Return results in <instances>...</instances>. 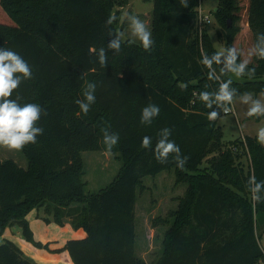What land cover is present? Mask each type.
I'll return each instance as SVG.
<instances>
[{
    "label": "trees",
    "instance_id": "obj_1",
    "mask_svg": "<svg viewBox=\"0 0 264 264\" xmlns=\"http://www.w3.org/2000/svg\"><path fill=\"white\" fill-rule=\"evenodd\" d=\"M200 2L186 0L185 6L182 0H155L151 50L121 37L117 53L107 45L122 32L115 9L124 0H0V49L18 53L32 69V78L22 80L8 99L21 107L39 104L34 127L42 129L36 143L22 149L28 166L0 155V238L19 224L34 242L28 215L44 207L57 224L69 219L86 231L85 238L65 245L74 264H152L136 252L138 188L144 177L175 168L177 184L187 187L171 214L174 224L157 264L264 261L257 230L264 224V146L253 137L225 143L217 120L231 104L215 102L220 85L228 80L236 89L233 101L245 92H264V59L258 56L264 43L257 38L264 33V0L249 2L257 55L247 64L254 75L242 76L243 81L231 78L223 63H213L212 70L201 63L203 56L210 58L218 50L209 23L199 22ZM240 11L238 0H219L214 12L226 31L227 49L234 48L241 31ZM109 17L115 18L111 25L106 24ZM101 47L107 57L103 67ZM86 83L96 84V100L87 115L76 104L84 99ZM201 92L211 94V108L200 99ZM149 104L159 107V115L151 124H141L142 109ZM212 111L218 117L209 121ZM164 128L171 130L168 140L180 148L179 159L170 153L158 162L155 149ZM106 133L119 136L111 152L123 164L108 186L87 193L82 153L109 152ZM144 136L151 141L146 149L141 147ZM185 158L181 169L179 161ZM256 184L262 185L258 193L252 191ZM0 264L35 263L17 245L5 242L0 243Z\"/></svg>",
    "mask_w": 264,
    "mask_h": 264
},
{
    "label": "rangeland",
    "instance_id": "obj_2",
    "mask_svg": "<svg viewBox=\"0 0 264 264\" xmlns=\"http://www.w3.org/2000/svg\"><path fill=\"white\" fill-rule=\"evenodd\" d=\"M124 6H117L115 11L120 17V29H126L128 35L124 34L122 39L131 37L134 41L140 42L131 36L129 15L139 17L152 33L151 18L154 10L155 0H124ZM219 0H201V14L210 19L208 31L212 43L218 52L223 56L227 54L226 31L223 29L216 17L215 10ZM241 11V19L237 23L241 27L248 20L247 4L249 0H238ZM150 17H149V16ZM150 22V25H148ZM234 26L232 20L231 25ZM219 32L222 36L220 37ZM237 38V37H236ZM234 49L240 58L241 63L252 64L255 62L257 51L254 44L253 34H241L237 38ZM239 64V59H237ZM231 78L243 81L244 78L229 72ZM253 99L260 100L264 104V92L253 94ZM251 101L245 104L240 98L235 99L227 107L235 111L225 113L217 120L224 132L225 143L234 142L253 137L257 140V132L264 127V116L248 117L247 111ZM258 142V140H257ZM259 143V142H258ZM0 155L3 160L14 159L22 166H28V160L23 150L8 149L0 145ZM85 162L84 180L87 182L86 192L93 193L108 186L118 174L123 161L119 154L103 151H84L82 153ZM248 164L249 158H243ZM206 162L202 164L204 168ZM175 168L163 171L157 175H150L143 178L138 188V199L136 203V252L139 257L149 263L157 264L165 250V240L168 231L174 224V217L171 215L178 207L179 197L184 195L187 185L177 184ZM30 228L33 233V241H29L24 235L22 226L19 224L10 226L0 238V243L12 242L23 250L25 256L35 264H74L69 252L65 249L68 240L82 239L87 236L83 228H75L69 219L65 220L63 226L53 220V215L42 208H34L28 215ZM260 235L261 245L264 249V224L260 223L257 229ZM264 264V261L261 262Z\"/></svg>",
    "mask_w": 264,
    "mask_h": 264
},
{
    "label": "clouds",
    "instance_id": "obj_3",
    "mask_svg": "<svg viewBox=\"0 0 264 264\" xmlns=\"http://www.w3.org/2000/svg\"><path fill=\"white\" fill-rule=\"evenodd\" d=\"M182 3H185L186 6V0H182ZM114 19V17H109L106 24L111 25ZM128 19L130 21L132 35L140 41V44L145 51L151 50L154 41L152 39V33L145 22L139 17L133 15H129ZM112 34L113 33L110 31L109 35ZM115 35L116 38L112 39L107 47L118 53L121 49V37H123L124 33L117 32ZM257 38L260 42L264 43V33L258 34ZM92 50L95 51V49ZM222 56V52H216L210 58L205 55L203 56L201 63L210 70H212L213 63H223L224 69L234 73L238 77L245 75L250 77L254 75L255 69H247L246 63H237L238 56L236 49H227V56L224 57L223 61L221 59ZM258 56L260 59H264V47L258 46ZM98 58L100 65L103 67L107 61L105 49L103 47L99 48ZM224 69H222V71ZM31 78V66L21 55L12 50L0 49V145L6 146L10 150H21L29 143L35 144L36 136L42 133L41 128L34 127V123L40 118L41 106L36 103H28L21 107L16 101L8 99L11 97L13 90L19 87L22 80H28ZM209 78H212V71L209 72ZM231 83L232 81L228 80L220 85L218 93L215 94V102H223L225 105L233 102V98L236 95V89L230 87ZM95 91V83H86V88L83 92L84 99L76 101L80 111L85 115L90 111L91 105L95 103ZM210 97L211 94L208 92L200 93V99L205 102V105L208 108L212 107L213 102ZM240 99L245 104H248L249 101H251V106L247 111L248 117L264 116V104H261L258 99H253L252 93L245 92L241 95ZM223 110L225 113L230 111L228 107H224ZM159 112L160 109L157 105L149 104L142 109L140 123L151 124L152 120L159 115ZM217 117L218 113L216 111H212L208 114L209 121H214ZM170 134L171 130L169 128L163 129V138L157 143L155 149V156L158 162H164L170 153H177V159H179L180 148L175 142L168 140ZM257 140L262 146H264V127L258 130ZM118 141V135H108L106 133L104 136V143L107 146L106 150L111 152L112 148L117 145ZM150 146V138L144 136L141 141V147L146 149ZM186 160L187 158L179 161V167L181 169L184 167ZM251 183H255L254 178ZM261 186V184H256L252 191L258 193ZM253 199L259 202L260 197L254 196Z\"/></svg>",
    "mask_w": 264,
    "mask_h": 264
},
{
    "label": "crops",
    "instance_id": "obj_4",
    "mask_svg": "<svg viewBox=\"0 0 264 264\" xmlns=\"http://www.w3.org/2000/svg\"><path fill=\"white\" fill-rule=\"evenodd\" d=\"M249 2H250V0H249ZM248 9H249V4H247V11H248ZM149 16V15H148ZM150 17V16H149ZM148 25H150V22H149V24ZM240 27H241V25H240ZM122 32L124 33V34H126V35H128L127 34V32H126V29H122ZM252 33V31H251V28H250V26H249V22H248V20L246 21V23H244V25L241 27V31L239 32V34L237 35V38L238 37H240V35L241 34H248V33ZM131 36H133L132 34H131ZM236 38V41L238 40ZM128 39H132L131 37H128ZM236 41H235V45H236ZM74 205H78V204H74ZM42 209H45L44 207H42ZM45 211H46V209H45Z\"/></svg>",
    "mask_w": 264,
    "mask_h": 264
},
{
    "label": "built area",
    "instance_id": "obj_5",
    "mask_svg": "<svg viewBox=\"0 0 264 264\" xmlns=\"http://www.w3.org/2000/svg\"><path fill=\"white\" fill-rule=\"evenodd\" d=\"M199 22H200L201 25H204L205 23H210V19H209L208 17L203 16V15L201 14V11H200ZM202 27H203V26H202ZM232 112L235 113V111H234L233 109H230V111L227 112V113H232ZM257 264H262V263L260 262V263H257Z\"/></svg>",
    "mask_w": 264,
    "mask_h": 264
},
{
    "label": "water",
    "instance_id": "obj_6",
    "mask_svg": "<svg viewBox=\"0 0 264 264\" xmlns=\"http://www.w3.org/2000/svg\"><path fill=\"white\" fill-rule=\"evenodd\" d=\"M231 25V20H229V26Z\"/></svg>",
    "mask_w": 264,
    "mask_h": 264
}]
</instances>
